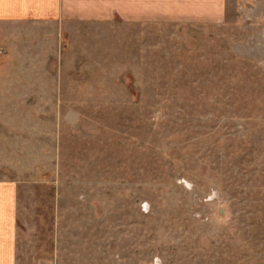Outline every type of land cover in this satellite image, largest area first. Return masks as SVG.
I'll use <instances>...</instances> for the list:
<instances>
[{
    "label": "rangeland",
    "instance_id": "obj_1",
    "mask_svg": "<svg viewBox=\"0 0 264 264\" xmlns=\"http://www.w3.org/2000/svg\"><path fill=\"white\" fill-rule=\"evenodd\" d=\"M0 180L17 264H264V0L0 22Z\"/></svg>",
    "mask_w": 264,
    "mask_h": 264
},
{
    "label": "crops",
    "instance_id": "obj_2",
    "mask_svg": "<svg viewBox=\"0 0 264 264\" xmlns=\"http://www.w3.org/2000/svg\"><path fill=\"white\" fill-rule=\"evenodd\" d=\"M227 0H0V22L67 20L215 22ZM17 187L0 180V264H17Z\"/></svg>",
    "mask_w": 264,
    "mask_h": 264
}]
</instances>
